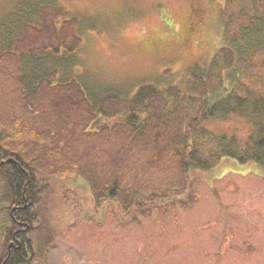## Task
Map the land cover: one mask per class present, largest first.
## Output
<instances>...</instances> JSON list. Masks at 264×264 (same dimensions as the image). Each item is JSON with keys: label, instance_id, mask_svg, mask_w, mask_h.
Masks as SVG:
<instances>
[{"label": "rangeland", "instance_id": "1", "mask_svg": "<svg viewBox=\"0 0 264 264\" xmlns=\"http://www.w3.org/2000/svg\"><path fill=\"white\" fill-rule=\"evenodd\" d=\"M41 1L62 11V19L54 21L59 32L70 26L68 18L78 23L81 42L69 76L79 78L90 96L117 93L131 99L144 83L176 88L190 68L206 67L218 51L224 50L231 65V49L246 58L257 42H264L254 31L261 20L259 26L264 25V0H0V21L15 11L31 24L42 23L38 12L43 8L37 7ZM249 28L250 39L243 42L241 35ZM11 30L14 41L21 39L15 22ZM1 36L0 30V42ZM258 50L246 63L238 60L231 67L245 70V86L264 98V47ZM242 64L250 65L245 66L248 72ZM245 90L237 96L244 99ZM242 99L232 102L234 114H239V103H247ZM113 116L100 115L82 125L78 120L68 130L75 126L82 133L116 125L121 118ZM223 116L189 137L188 153L196 150L195 156L208 167L191 175L196 198L191 207L116 218L106 205L93 208L83 177L52 178L44 204L53 218L38 243L44 264H264V165L237 161L247 155L264 159V151L256 153L252 142L264 139V131L255 128L264 123L252 127L238 115ZM251 117L254 121L264 115L252 112ZM31 144L30 139L24 146ZM231 152L234 158L224 157ZM5 204L0 203V222L7 219ZM49 239L53 245L46 248Z\"/></svg>", "mask_w": 264, "mask_h": 264}, {"label": "trees", "instance_id": "2", "mask_svg": "<svg viewBox=\"0 0 264 264\" xmlns=\"http://www.w3.org/2000/svg\"><path fill=\"white\" fill-rule=\"evenodd\" d=\"M37 7L43 8L33 10L42 23L31 24L15 11L0 21V203L8 202L4 206L7 219L0 222V264H44L38 243L46 237L53 218L44 204L52 178L83 177L93 208L106 205L116 218L188 208L196 202L191 175L208 168L195 156V149L188 153L191 134L213 120H223L225 114L238 115L251 126L264 123V118L253 121L251 117L252 112L264 115V98L245 86L241 78L245 70L231 67L238 60L246 63L264 42H257L246 58L231 49L235 59L231 65L223 57L224 50L218 51L206 67L190 68L182 86L176 88L144 83L131 99L117 93L90 96L79 78L69 76L81 42L78 23L68 18L70 26L59 32L54 24L63 17L59 7L44 1ZM12 22L21 36L16 42ZM259 25L254 31L264 38V25ZM32 31L35 34L29 35ZM249 31H243V42L250 39ZM242 87L244 99L236 94ZM240 99L247 103H239V114H234L232 102ZM227 105L229 109L224 108ZM114 108L116 114H112ZM100 115L121 120L91 132L77 133L75 126L68 130L75 121H80L77 125L87 119L94 123ZM21 124L30 128L23 129ZM255 128L264 131V126ZM30 139L33 144L24 146ZM252 142L256 153H263L264 139ZM234 156L231 152L224 157ZM247 158L237 161L264 165V159ZM18 241L21 247L15 249ZM51 245L49 239L46 248Z\"/></svg>", "mask_w": 264, "mask_h": 264}, {"label": "flooded vegetation", "instance_id": "3", "mask_svg": "<svg viewBox=\"0 0 264 264\" xmlns=\"http://www.w3.org/2000/svg\"><path fill=\"white\" fill-rule=\"evenodd\" d=\"M19 207V206H18ZM19 224H21L22 222H18ZM18 244H15L16 246H15V249H18L19 247H21V243H20V241H18L17 242ZM23 245V244H22ZM13 246H12V244H10L9 245V248L11 249Z\"/></svg>", "mask_w": 264, "mask_h": 264}, {"label": "water", "instance_id": "4", "mask_svg": "<svg viewBox=\"0 0 264 264\" xmlns=\"http://www.w3.org/2000/svg\"><path fill=\"white\" fill-rule=\"evenodd\" d=\"M10 162H11L10 160L7 161V163H10ZM2 164H3V163H2Z\"/></svg>", "mask_w": 264, "mask_h": 264}]
</instances>
